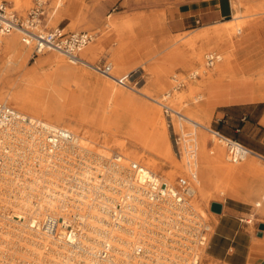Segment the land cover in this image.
Returning a JSON list of instances; mask_svg holds the SVG:
<instances>
[{
    "label": "built area",
    "instance_id": "obj_1",
    "mask_svg": "<svg viewBox=\"0 0 264 264\" xmlns=\"http://www.w3.org/2000/svg\"><path fill=\"white\" fill-rule=\"evenodd\" d=\"M43 5L37 2L22 18L0 0V38L20 30L22 42L33 46V57L54 50L80 62L78 52L94 37L85 31L48 29ZM220 60L219 55L209 54L206 65L212 68ZM92 67L103 75L113 70L109 63ZM167 97L161 107L170 121L180 112ZM214 132L226 142L234 163L252 152L238 140ZM22 140L31 151L26 158L12 150ZM4 147L16 157L13 162ZM34 155L45 185L33 198L35 214H24L32 222L23 227L33 238L18 242L22 251L30 248L31 261L17 259L11 264H201L199 256L209 245L212 227L189 203L196 195V174L184 186L171 184L117 152L97 154L63 126L31 119L0 102V168L6 170L0 169V182L23 178ZM6 199L0 194V225L22 228L6 224L5 217L15 215V210L3 205ZM41 204L48 207L37 215Z\"/></svg>",
    "mask_w": 264,
    "mask_h": 264
},
{
    "label": "bare ground",
    "instance_id": "obj_2",
    "mask_svg": "<svg viewBox=\"0 0 264 264\" xmlns=\"http://www.w3.org/2000/svg\"><path fill=\"white\" fill-rule=\"evenodd\" d=\"M14 1L18 7L29 8L32 4V0ZM63 1L64 0H56L57 7L65 5ZM75 2L76 1L73 0L67 10H61L58 13V10H56L52 17V19L54 18L53 22L55 24L60 23L66 13L73 16V9H71L70 6L73 8V6L76 5ZM239 2L240 5L243 6L244 0H239ZM256 9H259V7ZM256 9L253 7L247 8V11L245 10L247 13H245L246 15L233 18L231 21L221 23V25L214 26L213 28L205 27L194 34V36L186 42L192 49V53L188 56L182 53L183 51L179 46L174 47L166 53L164 58H166L167 61H170V63L178 62L180 66L192 69L191 77H196L200 80L199 87L194 86L191 88L192 94L195 93L197 89H200V87L206 88L208 84L218 80L237 81L245 76L243 75L236 78L231 74V69L234 60L237 62V65L240 66L239 60L244 55L246 47L239 48L238 50L233 49L230 53L224 51L218 52L217 42L226 38L232 39L235 35H239L246 25L252 21L251 19L255 15V13L252 12ZM242 12L244 11H241V13ZM72 20L71 25L74 24L75 27V25L83 19L76 17ZM120 27L124 29L123 31L132 30L133 24L131 21H127L120 25H116V29ZM120 32L119 29L118 33ZM20 33V30H16L0 38V86L3 85L8 88L5 94L0 95V100L5 103H13L20 112L23 111L22 113H26L25 115L29 116L31 119L46 121L56 126H63L79 136L81 144L86 147L88 146V148L92 149L97 154L110 156L114 150H118V153L121 154L123 158H127L126 160L141 164L143 167L152 170L171 184L180 186L182 180L189 176V181H191L192 175L196 174V195L189 203L202 216L207 214L209 207L207 206L208 208L206 210V204L210 201V198L213 196L219 197L220 195L228 193L225 185L226 180L231 178L234 174L239 173L241 169L243 173L258 174V176L264 178L263 155L252 151L244 159L246 162L242 166L239 165L242 161L234 163L228 156V151L226 153V142L217 137L212 129L211 132L213 136L217 137L219 142L215 145V151L208 150V133L202 129H210L208 124L211 115L208 116L209 114L207 113L201 115L197 110L190 107L187 110V114H184L181 110L174 108L176 111L180 112V114L177 118L173 117L169 121L162 115L159 109L160 107H157L149 101H144L147 115L144 121H137L134 114L131 115L126 107L130 108L129 105L138 99L123 89L128 88L129 85L126 84L123 79L122 70L116 69L110 75H104L105 78L103 79L97 77V84H95L92 89V95L94 96L91 97V99L93 98L95 100H90L88 95L87 97L89 99L86 98V93L83 90L84 87L81 86L80 91L73 89L72 86L75 85L74 80H78L80 83L88 82L91 84V80H86L88 78H94L90 72L83 70L79 66L80 64L94 70L92 65L96 64V61L93 57V53H91V49L94 51V48L89 47L92 45L91 42L89 43L90 45H86L78 52V55L82 59L80 62L67 58L61 52L52 50L53 53L51 55L43 57L44 64L51 66L49 72L43 74L37 73L36 71L31 72L26 69V71L23 70L29 59L32 45L24 42L20 43L19 38H21L22 42ZM127 36L129 35L127 34ZM131 36V38H133V35ZM123 37L125 38L126 36ZM198 42H201V44L199 45ZM176 43L177 41H175V44ZM255 43L263 47L260 39H257ZM228 45L233 48V44L230 40L228 41ZM47 52L50 51H45L42 55ZM82 52H84L87 59L82 57ZM207 54H217L221 60L212 68L207 67V65L205 67L203 65L204 56ZM120 61L125 60L122 58ZM258 61V78L256 83L258 87H262L264 86V56H261ZM113 65L114 64H112V66ZM156 65L154 67L151 66L152 68L149 69L154 75L159 76L160 72H158V69L162 68V63L161 65ZM163 69H165V66H163ZM22 70L24 72H21ZM165 70L164 73H166L165 75L167 76L175 71L173 69ZM13 71H15L14 73L20 71L21 73H19V75H17L18 77L14 80H10L12 78H9V76ZM246 74L249 73L247 72ZM247 77L249 76L247 75ZM173 78L176 79V76H173ZM160 80L161 78L159 77L154 81L158 93L165 90L166 87V82L162 80L160 84ZM72 81L74 83L71 86ZM177 89L176 87L172 89L174 96H180V94L177 93ZM173 92H167L166 96H171ZM140 93L152 98L149 91ZM198 94H200V92L196 93L195 96V102L197 103L200 102L197 97ZM255 98L264 100V95L257 94ZM152 99L159 102L162 106L165 97L162 102L158 101L156 98ZM91 101L96 102L95 107L93 104L94 108L91 107ZM119 106H123L126 111H121ZM200 107L205 109V104H200L199 108ZM169 122H171V124H169ZM186 124H189L191 127L188 128L185 126ZM172 131L179 132L181 135V142H179V145L181 144L180 147L183 149V155L180 157H185L186 170H182L181 164L176 160L174 153L176 144L170 138V133H172ZM214 140L213 138V141ZM27 145L28 143L25 140L20 141L19 145L12 149L14 155L22 158L29 156V152L31 151L27 149ZM6 149L7 148L4 147L6 157L13 159V162L16 157L10 155ZM0 159H2V157ZM33 161H37L35 155L28 165H26V175L23 178L8 179L3 183L0 182V194L7 196L3 205L5 208L9 207L15 210L14 216L5 217L7 221L9 220L6 224L10 226L13 224L22 225V228L18 226H12V228L7 227V230L4 228V225H0V264H11L17 261V259H20L22 263L31 261L27 252L30 248L26 246V250L22 251L23 249L18 242L33 238V236H30L27 230L24 229L26 225L32 222L31 220L28 221L24 214L27 213L30 214V216H33V213L35 214V210L33 209V198H36L40 195L39 193L43 192L40 189L42 185L43 187L45 185L43 175L39 173ZM41 161L42 160H40V162ZM167 164L174 167L176 171L173 174L160 175V170ZM0 169L5 170L3 167ZM177 180L179 181L177 182ZM45 189H48V186H46ZM251 194L256 197V207H261L264 203V189L252 190ZM46 207L48 206L41 204L37 215L44 213ZM204 255L205 251L202 250L199 258L202 259Z\"/></svg>",
    "mask_w": 264,
    "mask_h": 264
},
{
    "label": "rangeland",
    "instance_id": "obj_3",
    "mask_svg": "<svg viewBox=\"0 0 264 264\" xmlns=\"http://www.w3.org/2000/svg\"><path fill=\"white\" fill-rule=\"evenodd\" d=\"M6 1L15 11L18 12L19 16H21L22 18H25L30 12V10L34 6H36L37 2L41 1L44 3L43 7L46 12L44 21L48 29L61 27L65 28V32H89L94 37V39L91 41L92 45L89 47L94 48V51H92L91 49V53H93V57L95 58L96 64L112 63L114 64L112 72H114V70L116 69L123 71V79L126 84L129 85L128 88L123 89L138 99L136 101H133L131 105H129L130 108H126L131 115L134 114V117L137 119V121H144L147 115V110L144 105V101H149L157 107H160L159 109L165 118L166 115L163 111V108L161 107V104L157 101H154L152 98H156L158 101L162 102L167 92H173V88H178L177 93L180 94V96H174L173 92V94L168 97V103L173 108L181 110L184 114H187L188 108L192 107L193 109L197 110L198 113L201 115H203L204 113L209 114L208 116L211 115L208 124L210 129L202 128L208 133L207 147L209 151H215V145L219 142L218 138L213 136L211 129L219 130L224 135H230L232 134V132H235V128L232 122L225 123L218 120V118H221V115H217L216 107L210 113L206 109V107L205 109L207 111L205 109H202L201 107L199 108L200 104H204L205 102L206 90L208 86L206 88L200 87V89H197L196 92L192 94L191 88L200 85V80L198 78L191 77V72L193 70L188 69L184 66H180V63L178 62L170 63V61H167L164 56L167 52H169L176 46H179L180 49L183 51L182 53L188 56L192 53V49L186 44V42L191 39L194 34L202 30L203 27L213 28L214 26L221 25L217 24L212 26L214 23H219L221 21L246 15L247 13L245 12V10L247 11V8L253 7L256 9L259 7V9H256L252 12L255 13V15L251 19L252 21L246 25L244 30L239 35H235L232 39L226 38L217 42V51H224L230 53L233 49L238 50L239 48L246 47L244 55L239 60L240 66L237 65V62L235 60L233 61L231 74H233L236 78L245 75L243 76V78L248 80V82L250 83L251 92L256 93V95H264V86L258 87L256 83L258 78V60L261 56H264V0H244L243 6L240 5L239 0H229L231 4L232 1L234 2V7H232V12L230 16L220 18L217 21H212V10L214 9V4L216 0H75L76 5L73 6V8L72 6H70L71 9H73L72 11L74 15L72 16L66 13L64 15L63 20L58 24H55L53 22L54 18L52 19V17L54 16V13L56 12V10H58L57 13L64 9L67 10L73 0H64L63 3L65 5H62L60 7H57L56 0H32V4L29 8L18 7V5L15 4L14 0ZM96 4L97 6H95ZM241 11L244 12L241 13ZM154 13H159L162 21L154 20L158 17L146 16V18L142 19L143 24L146 23V25L144 26L145 28H137L135 30L123 31L124 29L120 27V33H118L119 29H116V25L114 22H112V19H109L110 16L120 17L121 19L118 20L116 23L120 25L123 22L122 20H124L125 18H135L142 15H150ZM76 17H80L83 20H81V22H79L74 27V24L71 25V23L73 21L72 19ZM183 19H185V21L186 19H188L190 23H186L184 25L182 23ZM127 34L129 36H127ZM131 35H133V38H131ZM20 36L22 37L21 33ZM123 36H126L127 38H124ZM257 39H260L261 43L263 44V47L255 43ZM229 40L233 44V48L229 47ZM175 41H177L176 44ZM19 42L23 43L21 42V38H19ZM198 44L200 45L201 42H198ZM52 53L53 51H50L43 55L40 54L39 56L33 57L32 46L30 49L29 59L25 64L23 70L26 69L31 72L36 71L37 73L43 74L49 72L51 70V66L48 64H44L43 57L49 56ZM81 55L84 59H87L84 52H82ZM207 55L204 56L203 65L205 67ZM160 57H163L164 59ZM118 58L120 60H122L123 58L125 61H120ZM160 62L162 63V65ZM154 64H160L162 66V68L158 69V72H160L159 76L154 75L149 69L154 67ZM79 66L83 70L90 72L94 78H88L86 80H91V84L88 82L80 83V81L74 80L75 85H73L74 82L72 81L71 86L73 85L72 88L79 91L81 89V86L84 87L85 89L83 88V90L86 93V98L89 97L90 100H95L93 98L91 99V97L94 96L92 95V89L94 85L97 84V77L103 79L105 78V76L99 72H96L95 70H92L89 67L82 66L80 64ZM163 66H165V69L167 70L173 69L175 71H173L172 73H170V75L167 76L165 75L166 73H164L166 70L163 69ZM23 70L21 72H24ZM14 72L15 71L10 73L11 75L9 76V78H12L10 80H14L16 77H18L17 75L21 73L20 71L17 73ZM247 72L249 74H246ZM247 75L249 77H247ZM173 76H176V79H174ZM159 77L161 78L160 84L162 83V80H164V82H166V87L165 90L160 91L158 93L154 81ZM219 81L223 80H218L216 82ZM7 89L8 88L6 86L4 87L3 85H1L0 95L5 94L8 91ZM139 91H149L150 96L152 98L141 94ZM198 92H200V94H198L197 96L200 102L197 103L195 102V96ZM0 102L3 101L0 100ZM90 103L91 107L94 108L96 102L91 101ZM8 104L14 106L13 103ZM246 108L251 110L252 106H247ZM16 109L19 110L18 108ZM119 109L121 111H126L123 106H119ZM221 110L222 109H220V111ZM185 126H187L188 128L191 127L189 124H186ZM254 129H256V126L255 124H252L250 125V128L244 131V133L236 134H239L240 142H242L246 146L255 145L257 147L264 148V129L260 130L258 133H256L257 130ZM170 138L176 144V149L174 147L176 160L181 164L182 170H186L185 157H180L181 155H183V149H181L180 147L181 144L177 145L176 143L177 138H181V135L179 132L174 133L172 131V133H170ZM213 138L215 139L214 141ZM179 141L181 142V140ZM116 152L118 153V150H114L112 154ZM124 159L127 158L124 157ZM245 162L246 160H242L241 164L239 165L242 166ZM175 171L176 169L174 167H171L169 164H167L162 167L159 174H173ZM189 178L190 177L188 176L184 180H182L180 186H184L187 182H189ZM258 180L262 181L260 185H258ZM178 181L179 180H177V182ZM225 185L226 191H228V193H226L225 195H220L219 197L213 196L212 198H210V201L206 204V210L208 207L209 208L207 210V214L203 215V217L205 216V220L210 225H212L210 237L214 232L213 223L216 220V214L211 211L212 202L224 201L225 198H227L228 196L241 197L243 196L241 194L246 191V196L248 198L252 197L253 199L249 200L250 204L254 208L252 214H262L264 212V203L261 207H256V197L251 194L252 190L254 191L260 188L264 189V178H261L260 176H258V174L243 173V170L241 169L239 173L234 174L231 178H228L225 182ZM245 217L248 220H252V223L254 224L258 215H246ZM204 251L205 255L202 259H200L201 264H220L210 261L206 249Z\"/></svg>",
    "mask_w": 264,
    "mask_h": 264
},
{
    "label": "crops",
    "instance_id": "obj_4",
    "mask_svg": "<svg viewBox=\"0 0 264 264\" xmlns=\"http://www.w3.org/2000/svg\"><path fill=\"white\" fill-rule=\"evenodd\" d=\"M232 7H234L233 1L231 4L229 0H216L212 10V21L229 17ZM146 16L158 17L153 19L162 21L160 14L154 13L135 18H125L122 23L131 21L132 30L145 28L146 23L143 24L142 19ZM109 19H112L115 25H119L116 23L121 18L110 16ZM229 21L231 19L214 23L212 26ZM182 23L185 25L190 21L183 19ZM250 87L248 80L240 78L237 81L223 80L212 83L208 85L206 90L204 102L206 109L212 112L216 107L217 115H221V118H218L219 121L232 122L235 132L226 136L239 142V134L236 133H244L246 129L250 128V125L255 124L256 133L264 129V100L256 99V93L251 92ZM247 106H252V109H247ZM220 109L222 110L220 111ZM246 147L264 156V148L255 145ZM261 183L262 181L258 180V185ZM241 195L243 196H228L224 201H220L222 212L214 213L216 214V220L213 223L214 232L206 248L207 255L212 262L220 264H264V229L260 230L259 228L261 224L264 225V212L252 214L254 208L249 200L253 199L246 196V191ZM246 215H258L256 222L254 224L252 221L250 222L245 217Z\"/></svg>",
    "mask_w": 264,
    "mask_h": 264
},
{
    "label": "water",
    "instance_id": "obj_5",
    "mask_svg": "<svg viewBox=\"0 0 264 264\" xmlns=\"http://www.w3.org/2000/svg\"><path fill=\"white\" fill-rule=\"evenodd\" d=\"M211 211L214 213H218V214L221 213L222 212V204L219 202H212L211 203ZM259 228H260V230H263L264 225L261 224Z\"/></svg>",
    "mask_w": 264,
    "mask_h": 264
}]
</instances>
